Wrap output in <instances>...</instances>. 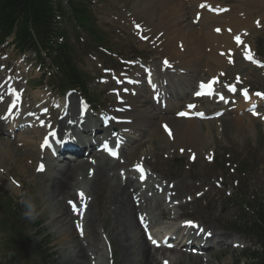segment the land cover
Returning a JSON list of instances; mask_svg holds the SVG:
<instances>
[{"label":"rangeland","instance_id":"1","mask_svg":"<svg viewBox=\"0 0 264 264\" xmlns=\"http://www.w3.org/2000/svg\"><path fill=\"white\" fill-rule=\"evenodd\" d=\"M79 1L93 10L96 19L95 30L104 35L105 41L109 42L108 46H97L98 44L93 42L92 39L90 42L85 35L86 32L83 33L84 35H80V32L77 31L67 15L61 19V26L66 33L67 43L71 46L76 65L82 72H87L98 78L100 67L103 70H109L113 67L117 69V75L121 67L120 71H124V64H126L124 61H130L139 56V58H145L148 63H154L156 50L151 45L138 42L131 27V20L133 24L147 22L148 11L141 4L142 2L140 3V0ZM226 2L239 4L237 0ZM262 4L264 5V1H262ZM263 5L261 6L258 3V5H253L250 10H244L243 12L246 13L249 20L257 19L254 23L259 22L260 26L253 27L247 40L264 60ZM255 6H258V8L255 9ZM102 47H107L109 52L105 53L98 49ZM92 49L96 51H92ZM6 52L10 53L11 51L7 50ZM27 56L33 59L32 54L28 53ZM234 58L233 65H228L223 69L225 76L221 81L233 82L235 75H239L244 86H249L251 90H264L263 72L244 65L240 54L234 56ZM18 61L16 60V64ZM27 64H29L25 69L27 79L40 77L43 71H39L37 66L31 69L32 63L30 62ZM213 67L219 69L215 64ZM201 74V71L194 72L190 80L193 84L191 86L188 84V88H192L198 80L208 78V75L204 74L200 79ZM101 76L107 81L103 85L105 92L103 87L99 85L97 89L93 87L95 90H91V92L97 97L98 105L105 109L109 108L114 102L111 94L113 79L111 76L107 77L103 74ZM96 82L97 80L92 83V86L97 85ZM31 90L27 91L28 96L33 94ZM206 104L213 106L212 103H207V101H202L200 106ZM214 108L218 109L220 107L214 105ZM259 111L260 114L263 113L262 109ZM237 116L242 123L243 129L241 130L232 124L231 121L233 120L229 115L220 120H214V122L197 123L201 132H204L207 136L208 144L202 148L203 154L199 155L193 164L188 162L189 154L178 152V147L173 141L165 142L160 139L159 134L154 135L147 132L141 140L136 142L135 151L130 154L129 149L127 155L122 158V164L117 162V173L125 178L127 173L134 174L133 170L137 163L143 165L147 178L141 180L143 183L136 181L135 185L153 184L159 187L167 185L170 188L174 186L175 189L171 190V194L177 193L178 196L166 201L165 205L169 207L171 213L178 215L177 221L182 223L181 221H184V219L194 220L206 230L217 229L216 231H222L227 237L235 238V236H238L235 233L236 230H243L247 223L252 221L251 215L241 207L243 201L245 200L251 205L256 204L258 201H264V119L261 118L264 115L254 118L249 113L239 112ZM148 136H151V141L148 140L143 147H136L139 142L140 144L145 142L149 138ZM0 139L3 143L11 142L7 137L0 136ZM14 139L16 140V138ZM152 142L154 147H152ZM24 159L25 157H21L18 161L11 158L10 161L6 159L3 164L0 162V195L12 196L16 201L31 203V216H36L38 218L36 223L40 224V226L34 227L33 223H29L31 226L28 227L27 235L31 239V243L36 245L45 237L42 241L49 240L50 242L48 248H50L53 255V264H72L68 262V244L60 241L64 229L63 224L59 221H53L55 216L53 217L51 213L47 211L43 213L44 205L41 191L44 177L35 174L34 166L37 159L30 164ZM12 181H16L13 185H18V188L11 187L7 183ZM12 189H16V191ZM237 195L241 196L242 200L238 204H234L232 200L237 198ZM111 198L107 186H102L99 188L96 198L92 199L93 209L98 214L96 225L99 229V235L104 238L108 236L106 230L112 226L116 215L109 204L112 203ZM190 198H199V200L184 205L183 203L189 202ZM65 208L68 209L66 203ZM180 216L181 218H179ZM154 217L156 220H160L158 216ZM163 221L160 220V224ZM165 222L164 228L174 227V225L171 226L170 221ZM38 233H42L41 238H38ZM239 234L238 241L241 244L240 248L235 249L234 257L231 259L230 253L219 247L211 251L214 258L211 259L210 264H246V261L241 258L243 253L247 255L253 252L263 253L255 238L252 239L251 235H245L244 232ZM107 238L110 244L109 248L107 249V245L104 246L106 241H101L99 246L101 255L95 256L91 264H123L120 258L121 248L113 242L114 237L112 235ZM242 248L245 249L242 250ZM1 254L0 264H6L4 258L8 260V256L3 252ZM168 256L169 260L165 259L163 264H176L177 256L173 253ZM109 257H113L114 260L112 258L111 262ZM183 257H180V264H188V261H185ZM198 261L199 259H194L189 264H197Z\"/></svg>","mask_w":264,"mask_h":264},{"label":"bare ground","instance_id":"2","mask_svg":"<svg viewBox=\"0 0 264 264\" xmlns=\"http://www.w3.org/2000/svg\"><path fill=\"white\" fill-rule=\"evenodd\" d=\"M220 1L222 0H144L141 3L148 11L147 22L145 27L143 26L144 34L151 38L150 41H154L153 44L160 60L158 59L151 66L156 75L153 86L139 85L134 88L138 92V97H126L133 109L131 113H126V116L132 119L131 131L139 132L141 135L146 132H152L154 135L159 134L160 139L169 142L164 136L167 133L164 134L161 130V125H167L172 132L169 139L178 148L184 149L186 152H194V154H203L202 148L208 144V141L206 137L202 136L197 122L194 119L179 121L170 113L163 114L149 101L148 95L153 94L152 90L155 88L160 92L164 91L165 87L161 83L163 74L160 71L159 63L163 65L165 60L169 61L170 66L172 65L176 70H188L187 72L192 74L195 71H203L209 77H212L216 72L214 64L220 69L225 67V59H221L218 53L231 48L234 34H238L237 32L247 27L253 28L252 22L249 23L250 21L243 11L249 10L253 5H258V0H237L240 3L232 6L224 5ZM202 3L211 5L213 9L225 8L227 10L221 11V15H219V12L209 11L207 8L201 9ZM256 7L258 8V6ZM197 14L200 19L194 26L191 21L196 19ZM217 28L221 30V35L214 32V29ZM170 78L173 79L171 76ZM140 80L141 77L138 76L137 82ZM33 97L37 105L45 102L40 94H34ZM74 107L75 101L71 107L73 112H75ZM41 108L39 107L38 110L40 111ZM235 112H230L233 120L231 122L241 130L243 129L242 123L239 117L235 116ZM103 124L104 122L100 123V128L94 126L93 130L100 131ZM63 126V123L59 122L57 126L59 132ZM32 130L31 133L40 140L43 130L38 129L37 125H34ZM20 142L23 144L19 141L3 143L0 139V162L2 164L6 159L10 161L11 158L20 161L30 141L29 138H22ZM90 142L91 139L87 140L88 145ZM18 144H21L20 149L22 148L24 151L14 147V145L19 146ZM152 147H154L153 142ZM92 150L89 149L90 154L93 153ZM73 162L62 167L50 177L45 175L41 191L44 204L43 212L51 213L53 217L55 216L53 221H59L64 226L60 241L68 244V262L91 264L92 256L101 255L99 230L95 225L98 214L93 209L91 197L95 199L99 188L107 186L109 195L112 197V203L109 204L116 212L112 226L107 229V234L108 236L112 235L113 242L121 248V262L123 264H160L159 258L167 257L169 252L164 248L157 249L150 245L143 232L145 227L143 228L140 223L141 219L139 220L138 217L143 218V222L141 221L143 225H148L147 231L159 223L154 216H158L160 219L166 217H170V220L176 219L175 216H178H172V214L171 217L170 210L163 205L165 197L175 187L163 186L160 190V188H152L153 185H151L152 189L147 190L138 184L135 185L137 175V177L127 175L122 178L117 173V161H112L102 153H93V156L88 157L80 155ZM77 189H81L80 191L85 194V199L88 202L86 215L81 220L75 219L63 205L66 199L79 198L80 191L78 192ZM77 221L81 222H78V225L81 226L79 231L82 229V237H84L82 241L76 236L73 226ZM216 230L212 229L209 233L212 237L220 238V246L222 245L223 249L231 248L229 252L231 258L234 257L232 245L238 242L233 241L230 245L225 234L221 232L218 234ZM215 234L217 235L214 236ZM202 238L208 239L207 237ZM187 240L181 241V247H185ZM202 250L200 249V251ZM174 252L178 253L176 249ZM209 252L210 250L206 255H198L197 257L205 256L207 259L203 260L200 257L197 264H210L213 255ZM179 254L181 255V252ZM179 257L178 255L176 258V264H180ZM184 260L190 263L194 259L190 255H185Z\"/></svg>","mask_w":264,"mask_h":264},{"label":"trees","instance_id":"3","mask_svg":"<svg viewBox=\"0 0 264 264\" xmlns=\"http://www.w3.org/2000/svg\"><path fill=\"white\" fill-rule=\"evenodd\" d=\"M51 0H0V30L2 33H8L13 27L15 20L22 17V30L19 36L23 44L29 38V29L34 30L37 36H46L49 34L50 7ZM67 75L74 77L76 70L69 63ZM261 226L258 227V233L264 240V212H258ZM40 260L45 262L47 255L40 252ZM250 264H264V257H255Z\"/></svg>","mask_w":264,"mask_h":264},{"label":"snow or ice","instance_id":"4","mask_svg":"<svg viewBox=\"0 0 264 264\" xmlns=\"http://www.w3.org/2000/svg\"><path fill=\"white\" fill-rule=\"evenodd\" d=\"M200 8L201 9L207 8L209 11H216V12L226 11L227 10V9H219V8L213 9L211 5L204 4V3H202L200 5ZM199 19H200V16H199V14H197V17L194 20V23H198L199 22ZM257 23L259 24V22H257ZM135 27L138 30V34H139L141 40H144V41H150L151 40L150 37H148L147 35L144 34V29L142 28L141 25L136 24ZM216 31L217 32H220V29L217 28ZM229 31H231V30H229ZM235 41H236V43L238 45L240 43H242L241 37L239 35H236L235 36ZM245 47H247V46H245ZM221 55H225V53L222 52ZM246 59L253 60V57L251 56L250 53H246ZM231 62L232 61H231L230 53H229V63H231ZM253 62H255V61L253 60ZM164 65L166 67H170L169 62L167 60L164 61ZM219 75L222 76V75H224V73H220ZM237 81L239 82V78H237ZM218 83H219V80H218V78H215V77L212 78L211 80H209L207 83L201 82L200 85H199V89L200 90L197 91L195 93V95L197 97H203V96H209V97H211L213 95H217L218 98H219V100L223 101L224 103H228L229 101L225 98L224 95L219 94V93L216 92L215 86ZM225 87H227L228 90L230 92H232V93H235L237 91L236 87L233 86V85H225ZM241 95H243V97L246 100L249 99V94H248V91L246 89L241 92ZM255 95L261 97L262 99H264V93H259L258 92ZM0 99H2V97H0ZM16 100L17 101L19 100V95L18 94L16 95ZM15 107H16V103L13 102L12 108H15ZM187 107L189 109L188 112L181 111L177 115L180 116V117H184V118H191L192 110L196 109L197 105L196 104H189ZM45 111H47V110L45 109ZM9 112H11V108L9 109ZM251 112H252V115L253 116H258L259 115V113L255 110V106H253V108L251 109ZM195 115L197 117H199V118H209V117H206L205 116L204 112H200V111L195 112ZM219 115H221V114L218 113L217 116H219ZM261 118H264V117H261ZM163 128H164V131L168 133L169 137H171L172 132L169 129V127L167 125H163ZM50 135H53L54 136L55 133H50ZM113 135H115V133ZM119 143H120V141L117 140V142H116V146L117 147L119 146ZM44 144L45 145L48 144L47 138L44 140ZM104 150L108 151L109 154L112 155V156H114V157L117 155V152L114 151L112 148H110L107 143L104 144ZM183 151H184V149H181V152H183ZM37 170L38 171H44V165L43 164L39 165ZM136 171H138V172L141 173L140 179L143 180L144 179L143 169L140 166H137ZM12 183L15 184L16 181H12ZM79 196H80L81 200H84L85 199V194L83 192L79 193ZM73 211H76V206L75 205H73ZM141 221L143 222V218H141ZM185 226L186 227H190V228H198V226L195 223L191 222V221H187L186 224H185ZM77 227L80 228L81 226L77 225ZM144 227H145V230H147L148 225L147 224H144ZM199 232H201V233L204 232V229L203 228H199ZM81 234H83L82 233V229H81ZM206 235L210 236L211 233H206ZM148 238L152 241L153 244H157V246H159L158 245V242L155 239H153L151 235H149ZM167 246L168 247H171L172 245L170 243H168Z\"/></svg>","mask_w":264,"mask_h":264},{"label":"clouds","instance_id":"5","mask_svg":"<svg viewBox=\"0 0 264 264\" xmlns=\"http://www.w3.org/2000/svg\"><path fill=\"white\" fill-rule=\"evenodd\" d=\"M27 208H28V212L25 213V216H26L27 218H29V219H33V220H34L35 217L31 216L32 204L29 203V204L27 205Z\"/></svg>","mask_w":264,"mask_h":264}]
</instances>
